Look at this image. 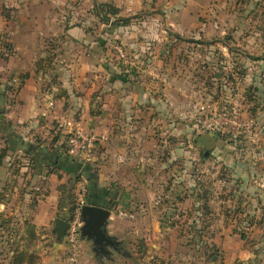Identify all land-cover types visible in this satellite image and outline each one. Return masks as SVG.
Wrapping results in <instances>:
<instances>
[{"label":"crops","instance_id":"0c3cea01","mask_svg":"<svg viewBox=\"0 0 264 264\" xmlns=\"http://www.w3.org/2000/svg\"><path fill=\"white\" fill-rule=\"evenodd\" d=\"M206 1L211 0H76L78 3L63 0V3L4 5L15 10L24 8L16 13L15 22L10 20L13 17L9 14L0 11V30L7 34L6 41L12 42L13 49L12 54L0 59L1 117L13 135L20 137L25 144L42 145L43 149L49 147L54 136L62 140L65 133L63 123L67 121L84 133L99 138L90 163L78 165L68 160L62 162L60 171H56L62 176L61 180L56 178L58 184L71 179L73 173H82L84 180L80 185H88L89 202L104 206L112 201L114 205L103 227L113 245L104 243L101 251L94 238L82 237L80 233L76 264H117V257L123 260L122 263L130 264L136 257L144 255L140 250L144 247L139 245L137 249L131 236L139 224L123 217L132 218L139 214L138 201L148 203L159 199L170 181L169 171L164 172L169 158L162 153L170 147L171 116L167 108L171 107V89L165 87L161 78L163 89L159 95L152 76L159 70L169 75L172 69L182 66L177 65V56L174 61L170 57L174 56L170 46L166 52L162 49L156 54L154 48L147 47L145 42L151 37H154L152 40L159 36L165 39L170 32L169 38L179 41L184 39L182 33L192 32L190 30L206 42H213L215 22L206 23L201 14L202 4ZM229 1L232 0H212L216 3ZM188 3L194 12L190 11L186 17L183 10L188 8ZM100 4L115 7L118 10L116 17L130 19V22L118 27L111 26L113 18L108 23L102 22L92 12ZM61 11L67 19L58 17ZM80 11H90L91 15L79 18L77 12ZM111 42H121L127 47L129 62L121 63L109 53ZM227 46L224 48L230 53L232 50ZM6 47L10 50L9 45ZM168 54L169 60L164 62ZM144 56L148 58L143 65ZM38 62L40 66L36 65ZM259 62L264 71V60ZM51 102L53 107L49 105ZM259 114L263 131L264 109ZM39 133L44 138L41 143L37 138ZM252 152L244 154V159H252L254 164L242 167L244 173H249L247 180H242L243 190L250 189L252 183L255 186L254 175L264 180V147ZM230 168L240 170L234 160ZM47 177L50 182L54 180L53 175ZM248 179L251 183H247ZM52 189L55 191V187ZM257 192L256 196L262 197L263 201L264 193L258 189ZM56 194V191L52 194L54 199ZM247 194L248 197L244 195V198L250 203L253 197L250 191ZM262 207L259 210L262 217L260 227L264 226V204ZM54 209V204L46 205L45 209L40 201L31 215L32 224L38 229L47 227V223L57 219ZM53 229L54 223L49 229L51 233ZM46 250H50L49 255L39 253L38 264H69L65 237L61 241L55 237L52 246ZM240 253L247 252L241 250Z\"/></svg>","mask_w":264,"mask_h":264},{"label":"rangeland","instance_id":"374dc122","mask_svg":"<svg viewBox=\"0 0 264 264\" xmlns=\"http://www.w3.org/2000/svg\"><path fill=\"white\" fill-rule=\"evenodd\" d=\"M69 1L78 3L76 0ZM263 1L216 3L211 0L203 3L202 17L206 23L215 22L212 27L213 42L194 35L193 30L183 32L184 39L179 41L170 39L171 32L164 36L165 39L159 36L156 40H152L154 37L146 40L147 47H153L156 54L162 49L166 52L170 46L174 53L170 57L174 61L177 56V65L182 66L172 69L169 75L159 70L152 76L159 95L163 89L161 78L165 87L171 89V107L167 108L171 116L170 147L162 153L169 158L164 172L169 171L170 181L159 199L148 203L134 202L139 205V214L132 218L122 216L139 224L138 230L131 233L132 241L137 249L142 245L145 252L130 264H233L235 261L237 264H264V226L260 227L262 217L259 211L263 208L264 199L262 201V197L256 196L258 192L253 183L250 189L247 187L244 190L242 183L249 175L242 167L254 164L252 159H244V154L262 147L258 146V141L249 142L237 136L220 119L223 112L234 107L242 117L248 115L256 121L260 128L258 113L264 109V71L259 66V61L264 60ZM0 3L2 14H9L13 17L10 20L15 22L16 13L24 8L15 10L4 5L63 3V0H0ZM187 6L183 13L189 17L194 9L190 8L191 3ZM90 11L77 14L79 18L82 15L87 17V14L91 15ZM61 16L66 18L64 11L59 12L58 17ZM6 35L0 30L1 60L13 51L12 42L6 41ZM226 44L232 50L230 53L224 48ZM8 45L10 50L6 47ZM113 45L124 49L129 62L127 47L121 42H111L108 50L112 55H115L110 48ZM146 58L144 56L141 60L143 65ZM167 60L169 54L164 62ZM253 87L257 89L255 101L257 99L260 105L256 117L250 116L243 104L249 99ZM166 137L168 139V135ZM37 138L40 143L44 140L40 133ZM260 140H264L263 136H259ZM3 146H6L5 138L0 133V151ZM233 160L237 161L240 170L230 168ZM50 175L54 176L51 182L50 177L35 176L29 158L23 153L10 154L3 159L0 166V264H7L13 245L15 247L19 243L23 227L20 221L24 218L31 221V215L40 201L45 209L46 205L50 207L54 204L55 218L63 215L60 209L58 211L61 185H67L72 190L78 207L81 185L70 180L58 184L56 178L61 180L62 176L56 172ZM248 182L251 183V179ZM52 184L57 193L56 199L52 196L55 192L51 190ZM249 191L253 197L250 203L244 198V195L248 197ZM140 207L149 211L142 212ZM53 223L50 221L47 227L36 229L39 236L36 250L40 254L49 255L50 250L46 248L52 246L55 238L49 230ZM241 250L247 253H240ZM116 259L117 264H125L119 257Z\"/></svg>","mask_w":264,"mask_h":264},{"label":"trees","instance_id":"16d2710c","mask_svg":"<svg viewBox=\"0 0 264 264\" xmlns=\"http://www.w3.org/2000/svg\"><path fill=\"white\" fill-rule=\"evenodd\" d=\"M94 16L99 18L102 22L108 23L111 18L114 20L110 23L112 27H118L126 25L130 22V19H120L117 18L118 10L111 5H96L93 8ZM264 16V15H263ZM116 58V57H115ZM43 62V61H42ZM39 65V62L36 64ZM0 94V98H1ZM255 95H257V89L253 87L252 93L248 95L249 99L246 100L245 107L247 112L252 117L257 116V108L258 103L255 101ZM260 106V105H259ZM2 105L0 100V133L5 138L6 147L2 148L0 151V166L5 157H8L10 154L16 153L18 150L22 151V153L29 158L33 174L35 176H48L50 174L55 173L56 171H60L62 167V162L70 160L67 156L64 155V142L63 139L59 141L58 136H54L52 141H50L49 147L41 148L42 145L35 144H25L21 141V138L13 135L3 120L1 115ZM60 138V137H59ZM63 138V137H62ZM78 165L80 162L70 160ZM82 173L75 174L73 173L72 178L69 179L73 183L80 182L84 180L82 177ZM60 198L58 201V211L59 209L63 214L62 218L70 221V219L74 216L76 209V199L71 189H68L67 185H61L60 187ZM89 187L86 184L84 200L85 204L95 205L100 207H105L107 209H112L114 206L112 201H110L107 205H96L94 203L89 202L88 195ZM22 234L19 238V243L11 249V256L7 264H38L40 261L39 253L36 250L37 242L39 241V236L36 234L37 227L32 224L31 221L26 220L22 223ZM243 239V236H241ZM144 254V249L141 251ZM233 264H237L235 261Z\"/></svg>","mask_w":264,"mask_h":264},{"label":"built area","instance_id":"2783aa9c","mask_svg":"<svg viewBox=\"0 0 264 264\" xmlns=\"http://www.w3.org/2000/svg\"><path fill=\"white\" fill-rule=\"evenodd\" d=\"M112 50L114 51L116 58L121 63H127V53L119 45H113ZM50 107H53L51 102ZM230 111L223 112L220 115V119L225 125H229L233 131L240 136L242 139L249 142L258 141L261 147H264V140L259 141V136H263L261 128H258L256 121L251 117L246 115L242 117L240 111L236 108L229 109ZM63 126H65V133H63L64 142V155L70 160L77 161L80 163H90L92 161V154L95 149L96 142L99 138L93 134L84 133L78 127H74L70 122L64 121ZM256 188L264 193V180L258 178L257 176L252 177ZM80 185V182L78 183ZM82 193L79 195V204L76 208L72 220L68 221V229L65 234L66 247H67V259L69 264H76L79 257L80 251V208L85 204L84 195L85 188L81 184Z\"/></svg>","mask_w":264,"mask_h":264},{"label":"water","instance_id":"95a60500","mask_svg":"<svg viewBox=\"0 0 264 264\" xmlns=\"http://www.w3.org/2000/svg\"><path fill=\"white\" fill-rule=\"evenodd\" d=\"M264 134V130L262 131ZM111 209L105 207L84 204L80 208V223H81V236L94 238V242L99 246V249L103 251L104 243L113 245L105 233L103 227L106 224L107 218L111 215ZM68 229V222L64 218H57L54 221V229L52 234L55 235L57 241H61Z\"/></svg>","mask_w":264,"mask_h":264}]
</instances>
